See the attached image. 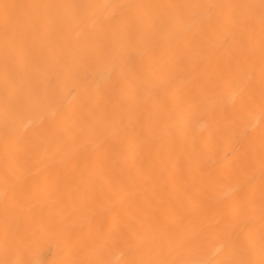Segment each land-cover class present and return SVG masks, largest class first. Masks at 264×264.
I'll list each match as a JSON object with an SVG mask.
<instances>
[{"label": "bare ground", "instance_id": "1", "mask_svg": "<svg viewBox=\"0 0 264 264\" xmlns=\"http://www.w3.org/2000/svg\"><path fill=\"white\" fill-rule=\"evenodd\" d=\"M4 3L0 262L259 261L260 0Z\"/></svg>", "mask_w": 264, "mask_h": 264}, {"label": "snow or ice", "instance_id": "2", "mask_svg": "<svg viewBox=\"0 0 264 264\" xmlns=\"http://www.w3.org/2000/svg\"><path fill=\"white\" fill-rule=\"evenodd\" d=\"M41 7L39 5H23V4H8L4 3L0 5V8L3 9V27H4V39H5V48L6 51L11 43L10 40V30L11 23L14 17L18 15L19 10L26 8H37ZM173 7H188V6H173ZM209 9L213 8H229V9H246L247 15L242 18V22L249 26L248 40L251 43L254 38V29L252 28V22L255 19V9L259 8V18H260V62H261V74L262 79H264V0H260V4L257 5H208L206 6ZM254 54V53H253ZM251 60V57H250ZM262 175H264V160L261 163ZM262 205H261V220H262V230L260 236V251L261 259L259 261L253 259H242L239 261L228 260L224 264H264V191H262ZM255 244L253 241L249 240V246L247 251L249 254L254 249ZM0 264H19L16 261H3ZM131 264H154L151 261H132ZM164 264V262H160Z\"/></svg>", "mask_w": 264, "mask_h": 264}]
</instances>
